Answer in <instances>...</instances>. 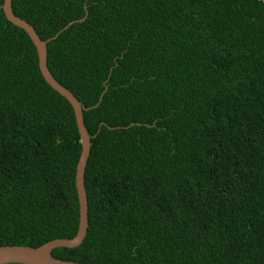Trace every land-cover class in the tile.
I'll use <instances>...</instances> for the list:
<instances>
[{"label": "trees", "instance_id": "1", "mask_svg": "<svg viewBox=\"0 0 264 264\" xmlns=\"http://www.w3.org/2000/svg\"><path fill=\"white\" fill-rule=\"evenodd\" d=\"M11 7L50 39L47 67L82 103L91 140L85 237L52 256L264 264L263 3L12 0ZM80 152L71 104L45 81L32 40L1 9L0 246L75 236Z\"/></svg>", "mask_w": 264, "mask_h": 264}, {"label": "water", "instance_id": "2", "mask_svg": "<svg viewBox=\"0 0 264 264\" xmlns=\"http://www.w3.org/2000/svg\"><path fill=\"white\" fill-rule=\"evenodd\" d=\"M11 1L12 0H3L1 5V9L4 12L5 17L11 23L22 28L28 34L36 47L39 69L45 81L54 90L65 97L74 110L81 143V152L77 162L75 176V184L79 201V224L77 232L72 238H55L37 247L27 245H1L0 264H83L76 261L58 259L51 254L52 250L56 247L78 246L83 241L88 226V204L84 185V171L90 153L91 140L83 121V106L69 89L65 88L56 81L47 67V42L50 39L42 40L31 24L16 16L12 10ZM260 1L264 5V0Z\"/></svg>", "mask_w": 264, "mask_h": 264}]
</instances>
